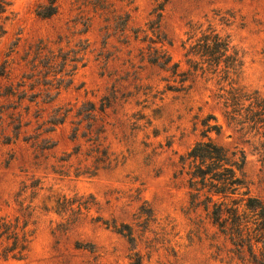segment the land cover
<instances>
[{
	"label": "rangeland",
	"instance_id": "374dc122",
	"mask_svg": "<svg viewBox=\"0 0 264 264\" xmlns=\"http://www.w3.org/2000/svg\"><path fill=\"white\" fill-rule=\"evenodd\" d=\"M45 4L14 0L0 41V69L8 73L0 78V214L16 213L15 194L32 178L71 201L92 196L94 205L71 226V212L40 213L26 258L6 259L0 248V264H129L135 253L142 264H244L190 206L180 161L202 140L201 120L214 114L223 129L209 137L245 153L244 178L263 201L264 166L248 138L228 126L214 82L197 78L175 89L189 71L183 43L190 25L210 18L244 56L242 83L264 95V0H59L58 13L43 19L36 10ZM150 52L171 57L177 75L151 64ZM10 86L27 98L7 96ZM47 93L58 96L46 103ZM87 102L107 106L96 113L94 132L102 130L100 151L108 150L111 164L95 176L85 173L96 166L85 156L91 146L71 138L74 115ZM59 107L71 108L70 117L34 141ZM43 139L55 147L38 148ZM103 222L129 226L134 247Z\"/></svg>",
	"mask_w": 264,
	"mask_h": 264
},
{
	"label": "trees",
	"instance_id": "16d2710c",
	"mask_svg": "<svg viewBox=\"0 0 264 264\" xmlns=\"http://www.w3.org/2000/svg\"><path fill=\"white\" fill-rule=\"evenodd\" d=\"M13 1L0 0V41L8 33L7 24L12 15ZM58 2L59 0H47V4L37 8V16L43 19L52 18L58 13ZM161 16L159 13L157 24ZM228 21L224 16L220 17L221 25H228ZM187 35L188 39L183 43V48L186 50L185 58L189 71L180 74L183 76L179 82L181 88H176L175 91L185 90V83L196 81L197 78L214 82L218 88L216 100L228 126L248 138L264 166V95L242 83V52L233 46L230 35L218 29L210 18L191 24ZM152 49L154 48L150 46L149 50ZM149 56L151 64L177 75L179 64L175 63L169 67L171 57L167 56L166 60H163L164 57L154 56L151 52ZM5 76H8V73L3 66L0 69V78ZM18 91V88L10 86L6 93L7 96H18L20 101L25 100L27 93L23 91L18 94ZM38 95H33L32 98ZM57 96L58 93H47L44 95V102L52 103ZM106 107L103 105L98 109L92 102H87L74 115L71 138L74 141L79 138L86 139L91 146L85 154L87 159L92 158L96 165L95 170L85 172L90 176H95L101 165L108 168L111 164L108 150L100 151L102 144L99 143V135L102 130L94 132L96 113L104 112ZM71 112V108L54 109L49 119L38 126L34 141H39L43 134L55 132L58 126L67 121ZM201 125L202 140L182 156L180 161L182 170H186L188 176L190 206L205 213L229 246L228 252L233 259L244 264H264V201L251 193L244 178L246 155L242 150L230 152L209 137L211 133L219 135L223 129L214 114L202 119ZM83 127L85 130L81 133ZM54 147L55 144L48 139H43L38 146L42 150ZM79 153L77 147L74 154ZM71 156L72 154L69 155ZM14 202L17 210L13 216L0 214V248L6 259L22 261L26 258L36 235L40 213L54 212L65 216L71 212L67 215L66 222L67 226H71L80 220L84 210L91 209L94 198L76 195L71 201L53 188H45L41 179L32 178L30 183L22 184L15 194ZM75 203L76 209L73 208ZM103 223L126 237L134 247L135 238L129 226L118 228L111 226L109 222ZM129 264H142V257L135 253Z\"/></svg>",
	"mask_w": 264,
	"mask_h": 264
}]
</instances>
